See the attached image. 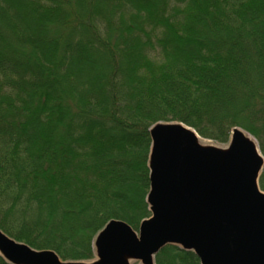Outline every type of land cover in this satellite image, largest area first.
I'll use <instances>...</instances> for the list:
<instances>
[{
    "label": "trees",
    "instance_id": "trees-1",
    "mask_svg": "<svg viewBox=\"0 0 264 264\" xmlns=\"http://www.w3.org/2000/svg\"><path fill=\"white\" fill-rule=\"evenodd\" d=\"M157 122L238 128L264 157V0H0L5 234L88 262L110 220L137 230ZM154 262L200 264L176 245Z\"/></svg>",
    "mask_w": 264,
    "mask_h": 264
},
{
    "label": "water",
    "instance_id": "water-1",
    "mask_svg": "<svg viewBox=\"0 0 264 264\" xmlns=\"http://www.w3.org/2000/svg\"><path fill=\"white\" fill-rule=\"evenodd\" d=\"M150 216L137 230L110 220L94 239L92 262L62 261L0 229V254L11 264H155L166 245L192 251L200 264H264V157L253 137L233 129L225 147L202 145L191 127L157 122L149 129Z\"/></svg>",
    "mask_w": 264,
    "mask_h": 264
},
{
    "label": "rangeland",
    "instance_id": "rangeland-1",
    "mask_svg": "<svg viewBox=\"0 0 264 264\" xmlns=\"http://www.w3.org/2000/svg\"><path fill=\"white\" fill-rule=\"evenodd\" d=\"M244 131V130H243ZM245 132V131H244ZM247 133V132H246ZM249 134V133H247ZM250 135V134H249ZM251 136V135H250ZM198 137L200 138L199 139V142L202 144V145H213V146H217V147H225L229 141H230V138L228 140V142L226 143H217V142H214L212 140H209V139H205V138H202L198 135ZM252 137V136H251ZM255 140V139H254ZM256 141V140H255ZM257 143V142H256ZM258 145V144H257ZM96 259V257L94 256V259L92 261H94ZM92 261H88V262H92ZM83 262H87V261H83ZM131 264H141L139 261H132Z\"/></svg>",
    "mask_w": 264,
    "mask_h": 264
},
{
    "label": "bare ground",
    "instance_id": "bare-ground-1",
    "mask_svg": "<svg viewBox=\"0 0 264 264\" xmlns=\"http://www.w3.org/2000/svg\"><path fill=\"white\" fill-rule=\"evenodd\" d=\"M200 139V138H199Z\"/></svg>",
    "mask_w": 264,
    "mask_h": 264
}]
</instances>
